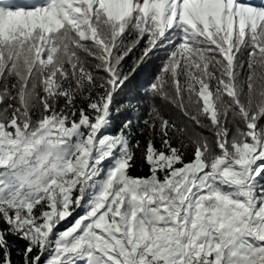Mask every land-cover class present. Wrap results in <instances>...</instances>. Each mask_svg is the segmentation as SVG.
Returning <instances> with one entry per match:
<instances>
[{"label":"snow or ice","instance_id":"6c2138e0","mask_svg":"<svg viewBox=\"0 0 264 264\" xmlns=\"http://www.w3.org/2000/svg\"><path fill=\"white\" fill-rule=\"evenodd\" d=\"M0 264H264V2L0 0Z\"/></svg>","mask_w":264,"mask_h":264},{"label":"trees","instance_id":"16d2710c","mask_svg":"<svg viewBox=\"0 0 264 264\" xmlns=\"http://www.w3.org/2000/svg\"><path fill=\"white\" fill-rule=\"evenodd\" d=\"M254 2H257V3H260V2H264V0H254ZM159 64H160V60L159 58L155 61V68H158L159 67ZM155 70V69H154ZM148 79H151V77L149 76ZM140 82H143L144 81V77L141 76L139 78ZM169 114L170 115H173L174 117L178 118L179 117V113L175 110V109H171L169 107Z\"/></svg>","mask_w":264,"mask_h":264}]
</instances>
